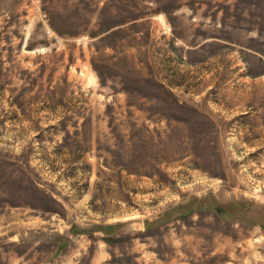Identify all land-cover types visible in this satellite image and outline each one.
Instances as JSON below:
<instances>
[{
  "label": "rangeland",
  "instance_id": "374dc122",
  "mask_svg": "<svg viewBox=\"0 0 264 264\" xmlns=\"http://www.w3.org/2000/svg\"><path fill=\"white\" fill-rule=\"evenodd\" d=\"M0 264H264V0H0Z\"/></svg>",
  "mask_w": 264,
  "mask_h": 264
}]
</instances>
